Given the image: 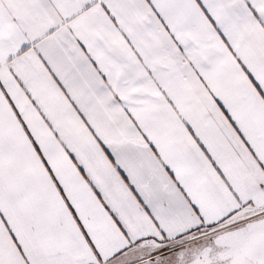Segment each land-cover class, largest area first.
Segmentation results:
<instances>
[{
  "label": "crops",
  "instance_id": "crops-1",
  "mask_svg": "<svg viewBox=\"0 0 264 264\" xmlns=\"http://www.w3.org/2000/svg\"><path fill=\"white\" fill-rule=\"evenodd\" d=\"M250 209L264 0H0V264H137Z\"/></svg>",
  "mask_w": 264,
  "mask_h": 264
},
{
  "label": "rangeland",
  "instance_id": "rangeland-1",
  "mask_svg": "<svg viewBox=\"0 0 264 264\" xmlns=\"http://www.w3.org/2000/svg\"><path fill=\"white\" fill-rule=\"evenodd\" d=\"M168 248L137 264H264V210L239 213Z\"/></svg>",
  "mask_w": 264,
  "mask_h": 264
}]
</instances>
